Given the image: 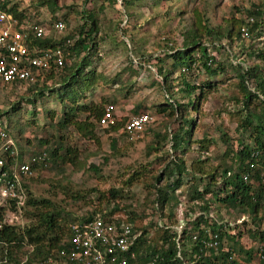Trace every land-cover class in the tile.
Instances as JSON below:
<instances>
[{
    "label": "trees",
    "instance_id": "1",
    "mask_svg": "<svg viewBox=\"0 0 264 264\" xmlns=\"http://www.w3.org/2000/svg\"><path fill=\"white\" fill-rule=\"evenodd\" d=\"M36 1L40 5L49 6L51 11L56 8L55 0ZM134 1L121 0V3L128 6ZM263 3L264 1L253 4L242 11L241 17L231 20L225 29V37L230 40H243L240 28L245 18L252 14L255 15L256 21L251 23L249 36L253 40L260 36L264 28L260 21H257L259 12L254 7ZM8 11L18 22L31 19L14 2ZM87 17L91 19L88 28L85 24H81L73 29L67 37L75 38L68 46L65 45L66 40L54 41L49 36L33 38L30 45L41 48L64 47L69 57L73 56L77 51L83 50L87 43L94 45L93 34L98 30V26L90 14ZM211 33L212 30H209L200 19H196L190 29L186 30L182 47L169 53L172 58L171 67L166 68L161 65L158 67V74L163 78L161 86L169 95L165 97L164 105L156 106V111L164 115L167 113L169 116L165 125L175 119L177 122L176 128L172 131L155 133V142L145 147L146 156L154 152L161 153L155 159L163 163L162 168L158 172H150L149 161H144L132 170L128 165V176L120 179L118 185H111L106 190L100 189L99 185L89 186L84 181L81 192H77L79 196L97 192L99 202L93 210L80 216H74L71 211L57 205L49 198L33 196L27 183H24L26 195L23 205L17 206L12 200L7 202L9 208L13 210L25 206L28 222L23 227L5 222L4 208L0 205V264H75L66 255V251L71 247L69 240L72 232L69 224L86 222L94 218L112 220L117 225L121 221L130 225L129 235L132 241L130 250L135 256L131 258L128 255V259L134 264L149 261H153L154 264H250L255 261L259 247L264 251V182L261 179L264 170V41H256L249 45L248 55L254 61L251 65L244 70L236 67L239 68L237 77L242 91L240 100H243L244 110L243 115L242 110H237L236 117L238 128H241L243 133H248L249 143H243L241 138L239 148H233L227 144V138H224L226 147L219 156V163L214 165L207 154L212 140L205 134L199 139L193 138L196 118L189 112V109L198 111L200 101L206 98L208 90L214 88L211 80L203 84L196 83L192 79L194 73L204 71L210 79L226 71V65L218 62L210 54V44L204 42L206 35ZM215 33L223 34L222 30H216ZM88 49L90 50V47ZM87 55L78 62L64 60L61 67H51L45 73L43 81L45 84L38 86L39 84L35 82L28 86L26 96L33 92L34 98L28 97L26 100L35 104L45 97L54 99L62 109L59 115L55 110L47 113L50 119H55L53 126L61 129L72 125L81 136L90 138L100 145L96 121L101 117L104 106L114 104L117 97L110 95L103 98V105L95 102L78 103V100L84 97L85 91L93 86L98 78H102L94 70H86L89 64ZM173 69L180 70L177 79L180 93L178 97L173 95L175 84L171 81ZM47 78H53L55 84L47 85ZM110 81L114 83L117 78H112ZM55 85L57 87H54ZM119 89L121 90L122 87ZM238 100L235 97V101ZM16 106L14 105L12 110H16L18 108ZM138 109V106L135 107L133 114L138 113L140 111ZM81 114L86 115L80 118ZM126 120V117L120 116L107 126L106 131L120 130ZM6 131L9 133L8 128ZM163 141L169 143V148L166 150H163ZM54 142L49 145V140L41 141L44 146L30 153L29 156L33 157L35 153L43 151L47 157L44 161H32L33 168L53 165L59 173H63L65 168L62 166L67 163L76 168L83 165L78 155L80 149L76 145H63L62 136ZM194 143L198 145L197 154L187 162L184 154ZM117 145L118 137H111L109 142L111 152L103 156L102 164L88 165L85 171H90L92 174H89L86 181L92 178L105 181L109 177L103 168L113 155L120 153L121 149ZM1 156L7 163L13 159L9 152ZM164 177L166 182L162 186L161 181ZM139 184H142L145 192L144 204L153 205V212L158 213L161 218L158 221L144 220L148 214L140 209L135 193L129 191L130 187ZM182 184L185 185L188 203L183 212L184 220L180 221L177 208L182 202L176 190ZM88 199L87 205L92 202ZM120 201H124L122 206ZM135 201L136 204H133ZM102 203L104 207L100 206ZM213 204L224 209L228 214L237 211L238 217L243 215L245 218L235 225H229V219L226 222L222 219L223 221L220 222L221 220L218 221L210 211ZM178 224L180 232L175 227ZM244 234L251 240L247 242L250 244L248 246L241 241ZM209 241L216 243L209 246L206 244ZM24 244H29L31 249L26 252V259L20 261L13 250H19ZM62 250L65 251L64 254H61Z\"/></svg>",
    "mask_w": 264,
    "mask_h": 264
},
{
    "label": "rangeland",
    "instance_id": "2",
    "mask_svg": "<svg viewBox=\"0 0 264 264\" xmlns=\"http://www.w3.org/2000/svg\"><path fill=\"white\" fill-rule=\"evenodd\" d=\"M55 1L56 8L51 11L49 6L40 5L36 0H12L24 10L26 16L41 21L47 27L53 20H63L64 30L61 32L51 30L47 35L54 41L64 39L73 42L75 37H67L68 34L81 24H85L88 28L91 23V19L87 17L89 14L96 21L98 30L93 34L94 45L87 43L83 50L77 51L73 56H65L67 62H78L87 55L90 47L87 55L89 64L86 70L92 69L102 76L85 91L84 97L79 99L78 103H102L103 98L116 95L117 100L114 104L119 115L118 119L120 116L128 118L135 113V107L138 106V110L151 115V122L133 139L122 134L121 129L107 132V127L96 125L100 139V145H97L92 139L81 136L72 125L61 129L53 126L55 119H50L47 113L55 110L59 115L62 109V106L54 99L50 100L45 97L47 99L43 100L46 101L40 100L41 102L32 104L31 101L26 100L28 97L34 98L33 92L26 96L29 85L1 86L0 122L2 125L0 126L8 128L9 135L21 155L41 149L44 146L41 141L49 140V145H51L61 136L63 145L74 144L80 149L78 155L83 162L80 168L71 166L69 163L62 166L65 168L63 173H59L53 165L35 168L34 176L27 182V187L33 196L49 198L57 205L71 211L74 216H80L93 210L99 202L97 192L79 196L77 192H81L84 181L89 186L99 185L100 189L106 190L111 185H118L120 179L128 176V165L132 170L144 161H149L150 172H158L162 168L163 163L155 159L161 153L154 152L146 156L145 147L155 142V133L172 131L176 128L177 122L175 119L165 125L169 116L167 113L164 115L156 111V106L164 105L165 97L169 95L161 86L163 78L158 74V67L160 65L166 68L171 67L172 58L169 53L182 47L186 30L190 29L196 19H200L209 30H212L211 34L206 35L207 39L205 38L204 42L210 44V54L218 62L226 65V71L210 79L204 71L195 72L192 77L196 83L200 84L211 80L214 87L208 90L206 98L200 101L198 111L189 109L190 115L196 118L193 138L199 139L205 134L212 140L207 154L214 165L219 163V156L226 147L224 138H227V144L233 148H239L241 138H243V143H249L248 133H243L241 128H238L236 117L237 110H242V115L244 111L242 109L243 100H240L242 91L238 85L237 70L239 68L244 70L254 62L253 58L248 55V47L254 44L256 39L230 40L225 37V29L231 20L243 15V10L264 0H135L128 6H124L121 0L114 2L111 0ZM216 30H222L223 34H216ZM203 33L205 34L204 31ZM179 72V69H173L171 79L172 83H175L173 87L175 97L180 94L177 86ZM44 77L43 74L36 78L38 86L45 84L43 83ZM112 78H117V81L111 83ZM42 79L44 80L41 81ZM46 82L47 85L55 84L53 78H47ZM120 87H122L121 90ZM235 97L239 100L235 101ZM14 105L18 107L16 110H12ZM85 115L81 114L79 117L83 118ZM115 136L118 137L117 146L121 150L119 154L113 155L103 168L109 177L105 181H97L93 178L86 181L85 179L92 173L85 169L90 163L96 165L103 163V156L111 152L110 138ZM162 144L163 150L169 148L168 142L163 141ZM197 146V143L192 144L191 149L184 154L187 162L196 156ZM165 182L166 177L161 181V185L163 186ZM130 188L129 191L135 193L140 209L144 210L146 215L148 214L144 220L158 221L161 219L158 213L153 212L152 204L147 203V206L144 204L145 192L142 184L133 185ZM176 193L182 202L177 208V215L182 221L184 220L183 212L188 203L185 185L182 184ZM87 199L92 200L89 205L86 203ZM1 204L4 208L3 220L5 222L20 227L28 222L25 206L13 210L9 208V203L2 202ZM120 204L122 206L124 201H120ZM100 206L104 207V203ZM210 211L217 220L227 218L232 223L238 220L237 211L228 214L215 204L211 206ZM241 241L248 246L250 244L247 242L251 240L244 234ZM30 249L29 244H24L19 250L14 249L13 251L20 261H24L25 254Z\"/></svg>",
    "mask_w": 264,
    "mask_h": 264
},
{
    "label": "built area",
    "instance_id": "3",
    "mask_svg": "<svg viewBox=\"0 0 264 264\" xmlns=\"http://www.w3.org/2000/svg\"><path fill=\"white\" fill-rule=\"evenodd\" d=\"M12 3V0H0V87L12 84L31 85L37 81L38 76H43V74L45 76L51 67H61L66 60L65 56L69 54L67 50H64V47L60 46L41 48L30 45L33 38L45 37L51 30L57 32L64 30L65 24L62 20L51 21L49 27L34 19L18 22L8 11ZM254 8L259 12L257 21H260L264 28V3ZM254 21H256V17L253 14L245 18V22L240 28V35L243 40L250 38L248 31ZM254 39L264 41V30L260 36ZM71 43L70 40H66L65 45L68 46ZM118 117L116 105L106 104L96 124L99 127H107ZM150 122L151 115L148 112L139 111L127 118L121 132L127 138L133 139ZM6 152L13 156L10 163H7L1 156ZM46 158L43 151L35 153L33 157L29 155L19 157L14 140L6 129L0 126V205L2 202L7 203L11 200L15 201L17 206L23 205L26 195L23 184L27 183L35 174L32 161H44ZM261 179L264 182V170L261 173ZM244 218L245 216L242 215L233 223L229 220V225H235ZM226 220L228 219L224 218V222ZM159 224L161 223L159 222ZM69 227L72 232L69 240L71 247L66 251V255L75 264H134L128 259V255L131 258L135 256L134 252L130 250L132 241L129 235V224L121 221L117 225L112 220L94 218L86 222L70 223ZM175 227L180 232V225ZM215 243V241L206 242L209 246ZM64 252L62 250L61 254ZM263 259L264 251L259 247L255 254V261L250 264H264ZM142 264L154 263L149 261Z\"/></svg>",
    "mask_w": 264,
    "mask_h": 264
},
{
    "label": "crops",
    "instance_id": "4",
    "mask_svg": "<svg viewBox=\"0 0 264 264\" xmlns=\"http://www.w3.org/2000/svg\"><path fill=\"white\" fill-rule=\"evenodd\" d=\"M30 153H28L27 155H30ZM18 154H19V157H26L27 156V155H21L19 152H18Z\"/></svg>",
    "mask_w": 264,
    "mask_h": 264
}]
</instances>
